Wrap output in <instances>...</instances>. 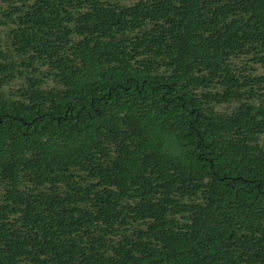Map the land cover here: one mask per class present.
<instances>
[{
    "label": "trees",
    "instance_id": "trees-1",
    "mask_svg": "<svg viewBox=\"0 0 264 264\" xmlns=\"http://www.w3.org/2000/svg\"><path fill=\"white\" fill-rule=\"evenodd\" d=\"M0 264H264V0H0Z\"/></svg>",
    "mask_w": 264,
    "mask_h": 264
}]
</instances>
